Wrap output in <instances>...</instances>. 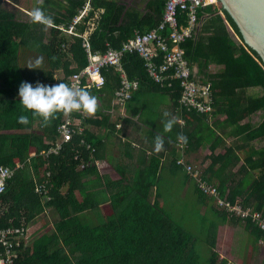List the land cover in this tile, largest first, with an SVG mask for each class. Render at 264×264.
<instances>
[{
  "label": "trees",
  "instance_id": "trees-1",
  "mask_svg": "<svg viewBox=\"0 0 264 264\" xmlns=\"http://www.w3.org/2000/svg\"><path fill=\"white\" fill-rule=\"evenodd\" d=\"M83 2L60 0L52 3L51 0H43V4H39L54 21L50 41L46 44L33 36L31 23H18L11 13L0 10V165L13 168L0 195V228L32 222L48 209L56 216L53 230L36 235L21 251L18 261L20 264H232L226 258H220L215 250L214 232L207 236V256L201 262L195 248V237L163 211L158 203L163 169L160 156H151L149 163L139 168L134 178L122 175L118 180L107 179L104 187L109 196L104 197V201H96L95 193L89 191L86 194L88 185L85 177L95 171L90 163L99 157L98 139L83 129L64 143L58 154L46 155L59 136L57 127L62 115L39 132L34 128L35 120L31 116L28 125L17 122L18 117L25 114L18 99L22 82L33 86L37 82L67 84V76L86 65L87 54L81 47V39L74 37L68 49L63 51L61 45L67 42L57 29V25L73 18ZM164 2L147 0L145 13L138 15L124 13V7L114 0H93L94 8H104V13L98 29L91 36V51L105 52L106 42L113 49L119 48L136 30L146 32L154 28L161 19ZM218 11H222L218 1L198 10L197 20L206 16L205 20L197 34L185 40L181 47L184 58L194 64L203 76L208 63L223 65L219 72L207 73L206 76L211 80L213 93L212 116H225L221 121L215 119L213 124L222 131H228L213 138L208 135L213 131L206 115L182 109L183 126H176L172 138L176 141L178 134L182 133L187 143L182 142L190 149L194 141L199 143L205 130L206 139H212L210 148L213 151L216 146L224 144L223 135L233 136L224 152L212 157L202 171L203 176L208 182L217 184L221 197L231 202L240 199L244 208L260 212L264 219V143L259 146L253 144L257 140L264 141V118L254 126L248 119L253 112L264 111V64L242 43L230 16L225 11H222V16ZM228 26L240 43L233 40ZM34 46H38L35 49L44 55L46 65L35 70L21 69L19 47ZM67 53L72 57L70 62ZM72 62L74 67H70ZM122 67L130 78L139 80L140 89L155 85L159 90L168 91L174 105L178 106L177 81L173 87L159 86L148 76L138 55L124 56ZM60 69L63 76L55 77ZM102 70L105 83L101 87H87L92 95L99 91H113L119 83L118 70L112 67ZM254 86L260 88V94L245 92L247 87ZM75 115L84 123L88 122V118L81 114ZM81 141L88 142L90 147L86 148ZM76 154L78 158H75ZM176 159L170 162L172 174L180 173L183 180H190ZM241 159L243 163L234 170ZM82 162L86 165L80 166ZM40 186L47 188L50 201L42 203V195L36 192ZM193 193L198 201H205L195 185ZM107 202L104 216L97 224L90 222L86 212L97 210ZM210 211L216 216L220 214L213 208ZM218 217L222 223L226 222L225 213ZM231 220L234 225H243L250 238L255 250L254 264H264V230L249 220L243 224L239 219Z\"/></svg>",
  "mask_w": 264,
  "mask_h": 264
},
{
  "label": "crops",
  "instance_id": "crops-1",
  "mask_svg": "<svg viewBox=\"0 0 264 264\" xmlns=\"http://www.w3.org/2000/svg\"><path fill=\"white\" fill-rule=\"evenodd\" d=\"M58 1L60 0H51L52 3ZM85 1L86 0H84V2ZM114 1H116V3L118 4H121V6L124 7L125 9L124 13L130 12V13H137L138 15H142L146 11L147 0H138V1L114 0ZM91 3L93 6V0H91ZM37 6H39L37 0H17L13 2L10 0H0V10H4L11 13L13 15V19L18 23L30 24L28 13L34 7ZM11 7H15L16 10L11 9ZM18 12H21V14L23 13L24 16L26 17H24L23 20L20 19L21 16L19 15ZM103 13H104V8H94L93 6V11L90 13L89 18L79 23L73 34L67 36V34H63L61 32V35L65 37L67 42L62 44L64 45V47H62L61 45L63 51L68 49L69 45L73 42L74 37L81 39V47L84 38L87 39L89 44L91 36L98 29L99 22L101 20ZM96 14L98 15L97 17ZM220 15L223 16V14ZM205 17L206 16H203L201 17V19L197 21L195 35L200 30V26L202 25V22L205 20ZM69 21H64L62 23H68ZM122 21H123V17L119 20V24H121ZM32 25L33 26L31 27L30 31H32L33 36L38 37V39H40L43 44L48 43L50 41L49 40L50 29L52 27H49L47 30H44L43 25H39V24H32ZM80 28H82L83 30L80 31ZM142 29L145 30L144 27ZM137 32L139 31L136 30L133 33V35ZM139 33H144V32H139ZM105 45L107 48V45H109L108 42H106ZM28 48L19 47V52H18L19 57H24V55H29L31 61H35V59H37L38 57H43L42 65L43 66L46 65L43 54L38 53V55L36 56V54L32 52L34 48L32 47H28ZM22 50H24V52L27 53H23ZM91 52L94 53L93 51ZM67 54H68L67 60L69 62L72 61L71 55L69 53ZM28 64L29 63L24 64L23 67H27ZM19 65H21L20 62ZM74 65H75L74 62H72L70 67H74ZM222 68L223 65L220 63H208L203 74L207 79H210L206 76L207 73L219 72L220 70H222ZM59 71L60 72L58 71L56 72V74L54 75L55 77L63 76V72L61 71V69ZM245 92L260 94L261 90L258 86H254V87H247L245 89ZM94 95L98 98V111L95 113L93 117L88 118V122L85 124L84 128L82 127V129L86 130L90 136L92 134L91 136L92 138L98 139L99 157L93 159V162L90 163L91 165H94L95 171L85 177V180L87 181V185H88L86 194L88 195L89 191L95 193L96 201L102 200L104 197H108L109 194L105 192V187H104L107 179L118 180L122 177V175L123 177L125 176L128 179L134 178L137 170H139V168H143L145 165L149 163L151 156L161 157L160 166L163 165V169L161 171V178L162 176L172 174L173 168L170 167L171 165L170 162L172 159L179 157L180 155L179 147L177 146L178 147L177 148L176 145L174 144L175 141L173 140L172 136L174 135L175 132L174 130L176 129L177 125H179L180 127L183 126V119L181 117L182 109L179 110L178 106L174 105L169 92L159 90L155 85L144 86L141 89L138 87V89H136L133 92L131 98L122 106L114 105L112 90H106L102 92L99 91L97 93L95 92ZM186 111H192V110H186ZM165 112L170 114L169 118L175 117L178 120L177 124L174 126L172 132L170 133L163 132L161 121L165 119L164 117ZM197 114L205 115L203 113H197ZM224 117H225L224 115H216L215 117H213L212 113L206 114L208 124H210L211 130L213 131V133L208 135H211L214 138L217 135L222 136L224 131H228V129L222 131L219 126L213 124V121L215 119L221 121ZM263 118H264V111L261 109L253 112L248 119H249V123L254 126L257 123H259ZM243 121H245V119ZM115 124H118L119 126H115ZM34 128L39 132L43 128V126H41V123L39 121H35ZM157 135L163 136L165 140V144H164L165 150L160 153H156L154 151V141ZM223 139L225 141L224 144L216 146L214 150L211 151L210 145L212 143V139H208V138L206 139L205 130H204L203 134L201 135L199 143H197V141H194V144L190 147V149L186 144L182 142L185 145V148L182 151L183 158L184 159L188 158L186 161L189 162H193L197 164L199 163L200 165L203 166L202 169L203 171L205 167L208 165V163L212 161V157L217 155L218 153H223L224 147L228 145L229 142L233 141L234 137L223 135ZM176 141L178 143V139H176ZM253 144H255V146L263 145V141L257 140L253 142ZM239 163H242V159L237 163L234 170H236V168L239 166ZM184 183L189 184L192 190L194 191V185L192 184L191 180L185 178ZM184 190H186V187H184ZM77 196L79 195L77 194ZM153 197L154 194L152 195V198ZM204 198L205 201L203 200L201 202L198 201V199L196 198L198 204L202 208H206L208 205H210V208L215 209L220 214L224 213L219 209L217 210L214 205L212 206L213 201L211 199H208L207 197ZM161 200L162 198L160 196L158 198V203L160 206L162 205ZM108 204H109L108 202L103 203V205L99 206L97 210H89L88 212H86L89 221L94 224H97L98 220H100L101 217L104 216V210L107 208ZM245 208H249V207H245ZM42 215H44V213L39 215L37 218H35L34 221H36L38 218L41 219ZM225 220L226 222L224 223H222L221 219L218 220L220 226H218L217 231L215 229L214 232L215 250L219 253L220 258L224 257L232 264H249L251 262L250 260L251 252L252 251L255 252V250L253 248L252 243L250 242V238L244 232L243 225H234V223H232L231 218L228 217L225 218ZM32 222L29 223L20 222V225H23L24 228L29 229ZM18 225L17 226L10 225L8 227H18ZM238 228L241 229L242 234L241 232L240 233L238 232ZM40 232L37 231L36 234L33 233L34 235L28 234L27 238L22 240V243L24 245L23 249L27 248L34 239V237L36 235H39ZM240 237H241L240 244L238 245V241ZM227 243L231 249L230 250L231 253L228 255L229 258L225 255L222 249L226 246ZM259 243L260 242L258 241L257 244ZM237 246L239 247V256H237V253H233L234 250H237ZM232 254H234L235 257H233ZM236 260L239 261L240 263H238Z\"/></svg>",
  "mask_w": 264,
  "mask_h": 264
},
{
  "label": "built area",
  "instance_id": "built-area-1",
  "mask_svg": "<svg viewBox=\"0 0 264 264\" xmlns=\"http://www.w3.org/2000/svg\"><path fill=\"white\" fill-rule=\"evenodd\" d=\"M164 1L163 13L157 25L147 32L135 33L118 49L107 45L105 52L92 53L87 39L84 38L82 47L87 54V63L79 71L68 75L67 84L74 88L101 87L106 80L102 69L112 67L119 71L120 76L118 85L113 89V103L122 106L139 87V80L130 78L122 67V59L127 54L138 55L143 61V67L148 76L159 86L173 87L174 82L177 81L179 110L211 114L214 106L211 80L201 75L194 64L188 63L184 58L181 44L195 35L198 21L197 11L208 4H217V0ZM92 11L91 0H86L73 18L68 23L59 24L57 29L67 36L73 34L79 23L88 19ZM228 29L233 40L240 43L229 26ZM75 114L73 113L67 118L62 116L57 127L59 136L46 154L58 153L63 143L69 142L75 134L82 132L80 122L77 123L81 118ZM115 126L119 125L115 124ZM81 143L86 148L90 147L86 141H81ZM178 147L180 155L177 157L176 163L180 165L183 172L204 197L211 199L215 207L224 212L228 218L239 219L242 223L249 220L264 230V219L260 212L243 208L240 201L231 202L226 197H221L217 185L206 180L197 163L183 160L182 151L185 145L181 140H178ZM75 158H78V154L75 155ZM85 165L82 162L80 166ZM12 173L13 168L0 165V195L4 191L6 180ZM36 192L42 195L45 202L50 201L51 197L45 186H40ZM24 231L26 228L23 225L0 229V264H20L18 257L24 246L22 243Z\"/></svg>",
  "mask_w": 264,
  "mask_h": 264
},
{
  "label": "clouds",
  "instance_id": "clouds-1",
  "mask_svg": "<svg viewBox=\"0 0 264 264\" xmlns=\"http://www.w3.org/2000/svg\"><path fill=\"white\" fill-rule=\"evenodd\" d=\"M37 3H42V0H37ZM28 15L31 24L43 25L44 30L54 26L53 18L46 15L39 6L34 7ZM42 63L43 57H38L34 62H29L27 68L35 70L40 68ZM18 99L25 113L18 117L17 122L21 125L30 123L29 116L32 120L39 121L41 126L47 127L61 115L67 118L73 113H79L87 119L93 117L98 111V98L92 95L86 87L74 88L62 82L54 85L37 82L35 86L26 81L22 82L18 89ZM164 117L165 119L161 121L163 132L170 133L178 120L175 117L169 118L170 114L167 112L164 113ZM177 139L187 143V138L182 133L178 134ZM164 144L163 136L157 135L154 141V151L156 153L164 151Z\"/></svg>",
  "mask_w": 264,
  "mask_h": 264
},
{
  "label": "rangeland",
  "instance_id": "rangeland-1",
  "mask_svg": "<svg viewBox=\"0 0 264 264\" xmlns=\"http://www.w3.org/2000/svg\"><path fill=\"white\" fill-rule=\"evenodd\" d=\"M10 1H17V0H10ZM138 1V0H135ZM3 6V4H2ZM11 9H15V7H11ZM21 16L20 19H24V14L21 12H18ZM50 40V38H49ZM28 48V47H26ZM38 48V46H35L33 51L36 56L38 55V50L35 49ZM31 49V48H28ZM23 53L24 50H22ZM35 56V55H34ZM18 61L20 62L21 69L24 64H27L31 61L29 58V55H24V57H19ZM34 62V61H31ZM62 71V70H61ZM60 72V71H58ZM81 125V127H85V124L82 120L77 121V123ZM264 143V141H263ZM176 147L178 146L177 141L174 142ZM178 148V147H177ZM183 154V152H182ZM183 159L184 161L187 160ZM186 162V161H185ZM243 163V161H242ZM242 163H239L242 164ZM201 170L203 169V166L198 163ZM183 172V171H182ZM184 187H186V190H184ZM194 191L190 187L189 184H185L184 180L182 178V175L180 173L177 174H169L162 176V178L159 180V193L162 198V209L163 211L177 224H179L184 230L191 233L196 241H195V248L197 252V256L200 259L201 262H203L207 256V246H206V239L208 234L211 232H215V229L217 231L220 219L218 216H216L213 212H210V205H208L206 208H202L197 200L196 196L193 193ZM240 199H237L236 201H239ZM45 200L42 199V203H44ZM214 203H212V206ZM215 206V205H214ZM216 208V207H215ZM217 209V208H216ZM218 210V209H217ZM56 218L55 214L52 210L48 209L44 215H42L41 219L38 218L36 221L32 222L30 225V228L24 231V239L27 238L28 234L34 235L36 232H42L44 233H50L53 230V222ZM91 218V216H90ZM237 229V228H236ZM230 232V231H229ZM238 232L242 234V231L240 228H238ZM34 233V234H33ZM29 237V236H28ZM33 239V238H32ZM240 239L238 241V245L240 244ZM242 243V241H241ZM225 255L229 258V254L231 253V249L228 245L224 248H222ZM233 253H237V256H239V247L237 246V250H234ZM253 251L251 252V262L249 264H254L256 261V257L253 256ZM233 257H235L234 254H232ZM238 260V259H237ZM236 260V261H237ZM235 261V262H236ZM240 263L239 261H237Z\"/></svg>",
  "mask_w": 264,
  "mask_h": 264
},
{
  "label": "water",
  "instance_id": "water-1",
  "mask_svg": "<svg viewBox=\"0 0 264 264\" xmlns=\"http://www.w3.org/2000/svg\"><path fill=\"white\" fill-rule=\"evenodd\" d=\"M235 23L242 43L264 64V0H217ZM222 11L218 12L222 14Z\"/></svg>",
  "mask_w": 264,
  "mask_h": 264
}]
</instances>
